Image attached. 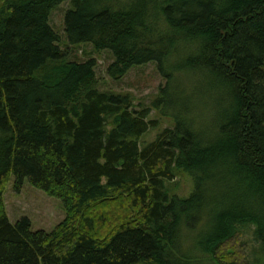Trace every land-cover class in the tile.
<instances>
[{
	"label": "trees",
	"instance_id": "1",
	"mask_svg": "<svg viewBox=\"0 0 264 264\" xmlns=\"http://www.w3.org/2000/svg\"><path fill=\"white\" fill-rule=\"evenodd\" d=\"M65 1L68 42L111 51L112 78L157 64L156 105L176 73L210 79L212 128L186 107L141 147L158 121L99 90L94 59L67 61L50 24ZM175 167L193 177L188 198L167 191ZM11 177L61 199L65 220L12 223ZM243 225L264 249V0H0V264H247L227 254Z\"/></svg>",
	"mask_w": 264,
	"mask_h": 264
},
{
	"label": "rangeland",
	"instance_id": "2",
	"mask_svg": "<svg viewBox=\"0 0 264 264\" xmlns=\"http://www.w3.org/2000/svg\"><path fill=\"white\" fill-rule=\"evenodd\" d=\"M71 8L69 1H65L53 10L50 24L59 35V46L68 52L67 61L85 62L91 59L96 61L97 85L101 91L122 94L129 97L134 108L150 107L148 120H157L158 125L151 127L141 138V147L156 139L159 133L166 128H174L177 124V113L188 109V116L197 125L196 128L207 131L220 107L215 108V97L211 92L210 79L203 78L200 72L191 71V74H177L171 82L169 98L163 99V89L168 86L167 80L161 75L157 64L150 62L141 66L132 67L126 75L114 79L108 73L109 66L115 58L109 50H97L91 43L71 45L65 33L64 17ZM167 90V91H168ZM175 179L167 181V191L171 196L188 198L194 192L193 177L175 167ZM15 178L11 177L4 192V203L8 217L16 223L23 217L31 221L33 231L52 232L66 218V211L61 199L48 195L44 190L34 187L25 180L20 192L15 188ZM241 240L244 245H234L227 249V254H235L247 264H264V249L256 241L254 225L240 226ZM188 253L191 256H201L200 251L192 247ZM239 253V254H237ZM205 258V257H203ZM220 259L225 260V257ZM206 260V261H205ZM197 262V264H227L212 256ZM209 260V261H208ZM189 264H195L193 260Z\"/></svg>",
	"mask_w": 264,
	"mask_h": 264
},
{
	"label": "bare ground",
	"instance_id": "3",
	"mask_svg": "<svg viewBox=\"0 0 264 264\" xmlns=\"http://www.w3.org/2000/svg\"><path fill=\"white\" fill-rule=\"evenodd\" d=\"M97 64V63H96Z\"/></svg>",
	"mask_w": 264,
	"mask_h": 264
}]
</instances>
